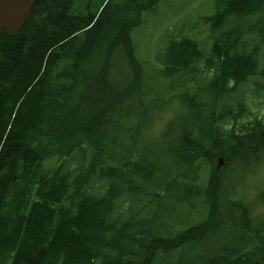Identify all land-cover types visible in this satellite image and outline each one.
Here are the masks:
<instances>
[{
    "label": "trees",
    "instance_id": "trees-1",
    "mask_svg": "<svg viewBox=\"0 0 264 264\" xmlns=\"http://www.w3.org/2000/svg\"><path fill=\"white\" fill-rule=\"evenodd\" d=\"M159 1L108 0L96 17L97 0H36L15 36L0 31V264H194L197 255L204 264H264V209L259 220L253 217L255 207L236 198L227 174L264 164V124L238 125L242 106L232 116L231 105L217 112L215 104L247 79L260 74L264 80L259 47L239 46L245 20L246 32H258L264 44V0H225L206 19L215 38L202 66L214 77L204 94L213 100L204 115L183 94L185 104L196 102L176 145L155 163L103 146L110 124L116 120L119 129L125 108L143 106L150 94L131 32ZM119 56L131 77L122 86L127 76L119 75L125 83L111 87ZM202 58L199 43L172 38L158 55L157 74L176 80L202 73L196 66ZM229 120L231 130L223 132ZM50 160L54 165L46 167ZM201 165L208 172L197 185ZM256 195L264 208V191ZM198 201L207 206L205 220L176 232V225L194 220ZM153 204L176 209L177 223L159 224L160 211L142 218ZM224 217L240 232L235 245L213 263L199 252L191 257Z\"/></svg>",
    "mask_w": 264,
    "mask_h": 264
},
{
    "label": "rangeland",
    "instance_id": "rangeland-1",
    "mask_svg": "<svg viewBox=\"0 0 264 264\" xmlns=\"http://www.w3.org/2000/svg\"><path fill=\"white\" fill-rule=\"evenodd\" d=\"M224 1L161 0L152 11L141 13L142 25L132 30L131 38L135 48V57L145 72V86L150 94L147 93L148 96L144 98L143 106L139 107L131 104L125 108L124 113L127 118L121 120L119 129L116 120L113 121L115 123L110 124L111 131L108 132V138L103 141V146L106 149L114 150L117 153L116 155H128L131 159L141 153L142 159L155 163L160 153L164 154L167 147L177 144L173 139H177L180 130L186 128V125L190 123V117L187 114L188 110L192 111L190 105L194 106V102L197 101L202 107L204 115L208 114L205 106L211 104L213 98L207 97L208 95L204 93L210 87L214 71H205L202 61L210 52L215 37L211 34L210 25L206 22V19L220 12ZM247 24H249L247 20L242 22L244 35L239 46L243 47L246 52L255 46L259 47L258 73H260L264 70V44L258 32H246ZM260 26L264 28V20L260 21ZM230 29L231 26L225 30V33ZM179 36L190 38L199 43L203 58L196 63V66L200 68L202 73L189 74L176 80H167L157 74V69H160L158 55L165 50L169 40ZM112 75L115 76L114 79ZM119 75L127 76L126 83L122 80H116ZM130 77L131 73L125 59L119 56L118 63L113 65L112 72L109 75L111 87H119L123 83L125 84L122 86L127 85ZM91 79L92 77H90ZM255 85H258V88H255ZM185 93H189L191 98L194 97L196 101L188 99V103L185 104L182 100ZM215 104L217 112L220 111L221 107L231 105L230 113L232 116L236 115L242 106L244 113L241 119L238 120V125L248 126L255 120H259L264 124V80L262 75L259 74L247 79L241 84L239 92L235 91L228 98L217 99ZM230 123L231 120L226 124H222L225 125L222 128L223 132L228 129L231 130ZM202 131V128H199V130L194 128L192 133ZM173 133L174 136L172 137ZM119 143H123L126 149L120 148ZM132 149L134 156L131 155ZM53 165V160L46 163V167ZM223 165L219 161L218 170ZM253 165L256 166V164L247 165L242 170H230L227 174H230V179L236 183V190L239 192L236 198L246 205L249 204L251 207H255L254 216L251 215L259 220L264 208L255 197L259 195H256V193L264 191V164L256 170H254ZM207 172L205 167L201 165L199 171H197V185L203 184ZM171 205L177 206L176 208L182 212L187 211L185 205H176L175 203ZM128 208H130L128 205L124 204L122 208L117 204V210H128ZM194 208V214L191 215L194 220L190 219L182 226L176 225V232L186 230L188 227L205 220L207 206L198 201L194 204ZM158 211L161 212L159 219H162L161 222L158 220L159 224L173 226L177 223V210H172L165 204L159 208L156 204L146 205L141 217H149ZM220 212H222V209ZM128 217L129 215H126L123 219ZM219 225L215 232L208 234L197 244L194 251L190 253L191 257L193 253L198 254L199 252L208 257V262L213 263L216 259H220L227 249H231L235 245L240 233L238 228L226 217L219 220ZM159 235L164 238L172 237L171 234L164 236L159 233ZM194 264H204V261L197 255Z\"/></svg>",
    "mask_w": 264,
    "mask_h": 264
},
{
    "label": "water",
    "instance_id": "water-1",
    "mask_svg": "<svg viewBox=\"0 0 264 264\" xmlns=\"http://www.w3.org/2000/svg\"><path fill=\"white\" fill-rule=\"evenodd\" d=\"M36 0H0V30L15 36L24 25Z\"/></svg>",
    "mask_w": 264,
    "mask_h": 264
}]
</instances>
